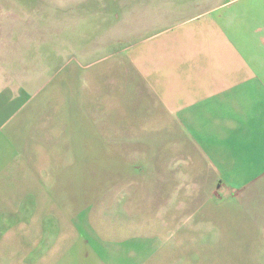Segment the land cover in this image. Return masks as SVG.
Segmentation results:
<instances>
[{
  "label": "crops",
  "instance_id": "1",
  "mask_svg": "<svg viewBox=\"0 0 264 264\" xmlns=\"http://www.w3.org/2000/svg\"><path fill=\"white\" fill-rule=\"evenodd\" d=\"M127 5V44L117 49L112 67L118 106L108 139L144 143L145 159L156 139L167 145V151L161 148L166 166L139 169L145 176L140 190L160 193L151 199L162 203L161 193H177L167 206L177 208L175 221L183 222L185 237L193 241V262L198 251L211 253L208 247L222 239L241 241L248 253L257 251L262 260L257 264H264V0H129ZM14 47L19 48L17 41ZM2 51L0 193L14 176L40 175L35 149L26 145L72 139L68 118L60 124L47 121L49 116L42 121L39 93L26 84L24 70L3 62ZM27 72L33 84L35 72ZM104 136L96 131L98 139ZM51 174L72 175L70 168ZM44 186L57 200L56 182ZM59 186L66 192L67 180ZM8 201L0 195V208ZM169 217L165 211L163 218L170 222ZM79 222L75 233L51 239L34 229L10 231L6 215L0 219V264H42L46 256L51 262L43 264H137V240L106 242L108 236ZM10 256L17 261L10 263Z\"/></svg>",
  "mask_w": 264,
  "mask_h": 264
},
{
  "label": "rangeland",
  "instance_id": "2",
  "mask_svg": "<svg viewBox=\"0 0 264 264\" xmlns=\"http://www.w3.org/2000/svg\"><path fill=\"white\" fill-rule=\"evenodd\" d=\"M127 4L129 0H0L3 62L25 71L26 84L39 93L42 121L49 116L47 121L60 124L68 118L72 123V139H35L26 145L35 149L40 175L9 177L13 181L0 193L5 202L9 200L0 208V219L7 215L12 232L27 234L34 229L51 239L62 232L75 233V224L81 221L87 231L108 236L106 242L137 240V264L146 258L143 264H204L207 259L211 264H257L262 260L256 250L248 253L241 241L222 239L208 247L211 253L198 251L197 263L193 262V241L185 237L183 222L175 221L177 208L167 206L177 193H161L162 203L153 201L160 193L140 190L145 176L139 169L166 166L167 154L161 148L167 151V145L156 139L157 146L148 145L145 159L144 143L108 139L118 106L112 67L119 57L117 49L127 44L129 16L123 14ZM16 41L19 48H12ZM29 69L35 72L33 84ZM98 130L106 138L98 139ZM170 162L177 165L176 159ZM61 168H70L72 175L51 174ZM64 179L66 192L59 186ZM49 182L57 184V200L44 186ZM165 211L172 221L163 218ZM17 221L24 224L16 225ZM81 236L87 239L85 233ZM18 250L9 248L15 254ZM9 258L10 263L17 261ZM49 258L42 264L51 262Z\"/></svg>",
  "mask_w": 264,
  "mask_h": 264
}]
</instances>
